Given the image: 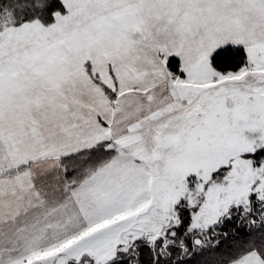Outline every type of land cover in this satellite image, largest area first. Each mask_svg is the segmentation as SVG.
Here are the masks:
<instances>
[{
  "label": "snow or ice",
  "instance_id": "1",
  "mask_svg": "<svg viewBox=\"0 0 264 264\" xmlns=\"http://www.w3.org/2000/svg\"><path fill=\"white\" fill-rule=\"evenodd\" d=\"M0 264H264V0H0Z\"/></svg>",
  "mask_w": 264,
  "mask_h": 264
}]
</instances>
